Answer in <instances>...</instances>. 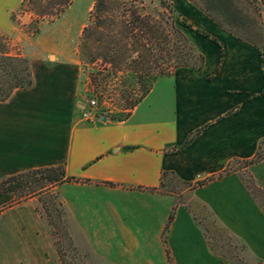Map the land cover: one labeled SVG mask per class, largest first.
Masks as SVG:
<instances>
[{"label":"crops","instance_id":"1","mask_svg":"<svg viewBox=\"0 0 264 264\" xmlns=\"http://www.w3.org/2000/svg\"><path fill=\"white\" fill-rule=\"evenodd\" d=\"M23 1L0 0V36L10 40L6 53L26 59L32 77L30 88L0 102V181L61 167L69 180L53 190L69 215L73 238L108 264H169L161 237L174 198L161 192V176L206 181L194 190V200L255 263L264 264V215L238 171L218 178L233 162L252 160L264 141L260 52L202 14L196 30L209 38L195 32L191 40L203 57L201 69L181 67L158 80L126 120L87 122L81 119L85 105L78 101L74 67L49 65L23 47L14 51L23 34L12 17ZM29 18L19 17L22 25ZM160 84L169 106L162 98L140 113ZM263 166L243 170L264 188ZM37 206V197L17 201L0 194V264H62ZM165 243L173 264H229L210 250L182 205L174 209Z\"/></svg>","mask_w":264,"mask_h":264},{"label":"trees","instance_id":"2","mask_svg":"<svg viewBox=\"0 0 264 264\" xmlns=\"http://www.w3.org/2000/svg\"><path fill=\"white\" fill-rule=\"evenodd\" d=\"M157 1L160 10L153 8V13L156 14L154 16L145 14V7L138 0H93L89 23L81 32L78 46L80 62L85 65L101 62L107 68L105 77L111 80L119 78L116 79L118 82L116 88L119 92L118 107L126 112L132 111L146 97L158 78L168 77L181 67L199 70L204 63L202 55L185 34V30L193 31L191 25L176 15L170 3L166 4L163 0ZM188 1L195 5L219 29L233 35L238 41L254 46L264 60L262 52L264 48L263 26L259 24L258 30L263 31V38L260 42L244 36L243 19L246 17L237 10L234 0ZM241 1L248 5L252 14H255L257 18L260 17L264 9V0ZM25 2L27 0L23 1L21 8ZM67 4L64 3V6ZM178 21L184 28L177 25ZM195 32L208 37L198 30ZM212 41L216 43L214 40ZM220 58H222V53H220ZM31 86L32 77L28 61L18 56H9L0 48V102L6 101L13 91L17 89L26 90ZM262 96H264V90ZM263 143L259 145L252 160L242 162L243 168L260 161L259 152ZM229 173L231 170L227 168L218 175V178ZM167 177L176 178L172 173H163L160 182L161 189L165 187ZM68 180L65 179L61 167L28 171L1 180L0 194H13L17 201L38 197L45 213L53 210L57 214L58 221L49 222L48 225L55 229L61 228L63 235L66 236V214L62 209V202L58 194L53 189ZM205 182H198L192 186L187 183L184 184L190 186L191 190L194 191ZM251 196L255 199L252 191ZM259 208L264 215L263 209L260 206ZM36 210L39 213V210ZM173 215L174 210L170 213L162 234L164 251L168 261L170 258L165 246V236ZM197 223L203 230L210 250L219 255L210 241L208 226L203 224L204 222L197 221ZM213 223L215 224L214 221ZM216 230L223 234L227 233L225 229L219 226H216ZM48 233L53 239L52 233ZM67 241L68 247L74 252L70 239L67 238ZM53 243L55 244L54 239ZM239 247L243 251L240 245ZM59 258L61 263L65 264L60 255ZM221 258L229 264H239L237 259L230 261L226 256Z\"/></svg>","mask_w":264,"mask_h":264},{"label":"rangeland","instance_id":"3","mask_svg":"<svg viewBox=\"0 0 264 264\" xmlns=\"http://www.w3.org/2000/svg\"><path fill=\"white\" fill-rule=\"evenodd\" d=\"M145 7V14L156 15L153 13V8L160 10L157 0H138ZM166 4L170 3L176 15L186 20L190 24L193 31H186L187 38L191 41L192 37L198 35L195 33L196 29L200 28L202 12L188 0H163ZM64 3H68L64 6ZM236 8L241 12L244 23V36L250 40L260 42L263 38L264 23L263 11L260 17L257 18L255 14L251 13L250 8L241 0H234ZM93 6V0H27L17 15H13V22L21 29L23 34L22 41L14 49L24 48L25 52L30 57L42 58L47 64H60L68 65L76 69V86L79 95V102L86 105L89 101L96 103V108L93 113L110 121H123L126 120L131 112L123 111L118 107L119 92L116 88L118 83L116 79H108L105 77L106 67L103 63L98 62L94 65H85L80 62L78 46L80 43L81 32L84 27L89 23L90 12ZM28 15L29 21L22 25L19 19L20 16ZM259 24H262L263 31L258 30ZM177 25L184 28L180 21ZM207 38V37H206ZM209 38V37H208ZM192 43V42H191ZM9 44V45H8ZM10 40L0 36V48L5 52H9ZM264 55V48L262 49ZM164 78V77H162ZM158 78L155 83L160 80ZM153 84L152 88L155 86ZM163 85H157L153 94L143 104L140 113L146 110H151L157 106L159 101L165 99V106H169L170 100L167 92H161ZM264 142V141H263ZM260 161L264 164V143L259 152ZM244 165L239 162H233L230 166L231 172L238 171V175L251 195H255V203L264 211V188L261 187L254 175L247 170H243ZM264 167V166H263ZM263 174V173H262ZM196 184V183H195ZM191 186L194 184H190ZM259 191V192H258ZM162 193L171 195L174 198V206H184L185 209L195 218L198 222H204L209 228L210 241L219 253L220 258L226 256L230 261L238 260L239 264H257L251 259L246 249L217 221L213 218L209 210L202 204L194 200L193 193L190 186L185 185L177 178L167 177L165 179V187L161 190ZM253 198V196H251ZM60 199V198H59ZM61 201V200H60ZM37 209L39 216L46 227V231L52 233L55 240V248L58 251L62 261L65 264H108L103 263L97 258H93L84 245L74 240L75 231L71 225L69 215L62 204V209L66 214L67 225L66 233L67 238L74 252L68 247V241L64 236L61 228L55 229L48 225L49 222L55 223L58 221L57 214L53 210L49 213L41 208V203L37 197ZM215 222V224L213 223ZM216 226L223 228L227 233H220L216 230ZM49 234V233H48ZM51 238V237H50ZM53 239L52 242H53ZM163 245V235L161 237ZM239 245L243 248L240 250ZM164 247V245H163ZM165 253V251H164ZM166 257V254H165ZM170 258V257H169ZM222 259V258H221ZM166 260L169 264H173ZM224 260V259H222ZM225 261V260H224Z\"/></svg>","mask_w":264,"mask_h":264},{"label":"built area","instance_id":"4","mask_svg":"<svg viewBox=\"0 0 264 264\" xmlns=\"http://www.w3.org/2000/svg\"><path fill=\"white\" fill-rule=\"evenodd\" d=\"M96 108V103L94 101H89L84 110L82 111L81 119L87 122H98V116L93 113Z\"/></svg>","mask_w":264,"mask_h":264},{"label":"water","instance_id":"5","mask_svg":"<svg viewBox=\"0 0 264 264\" xmlns=\"http://www.w3.org/2000/svg\"><path fill=\"white\" fill-rule=\"evenodd\" d=\"M106 120H107V119H106L105 117H100V118H99V122H100V123H104V122H106Z\"/></svg>","mask_w":264,"mask_h":264}]
</instances>
